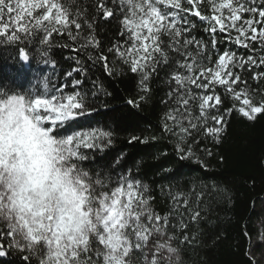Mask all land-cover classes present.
<instances>
[{
	"label": "snow or ice",
	"instance_id": "6c2138e0",
	"mask_svg": "<svg viewBox=\"0 0 264 264\" xmlns=\"http://www.w3.org/2000/svg\"><path fill=\"white\" fill-rule=\"evenodd\" d=\"M58 49L70 53L62 72ZM0 65L33 69L26 83L0 72V259L190 264L202 223L232 194L216 183L153 187L139 162L109 156L105 79L134 81V109L162 92L158 131L129 144L164 140L209 170L233 115H264V0H0ZM259 205L255 238L241 230L247 264H264Z\"/></svg>",
	"mask_w": 264,
	"mask_h": 264
},
{
	"label": "trees",
	"instance_id": "16d2710c",
	"mask_svg": "<svg viewBox=\"0 0 264 264\" xmlns=\"http://www.w3.org/2000/svg\"><path fill=\"white\" fill-rule=\"evenodd\" d=\"M111 31V29H109ZM107 35V34H106ZM66 49L56 50V58L60 61L59 70L65 71L70 62L63 59L69 55ZM35 67V66H34ZM17 71L18 82L26 83L33 69H10L8 65H0V72L8 75ZM96 75L103 78L102 72ZM113 96L109 98V119L107 123L116 133L115 147L109 156L123 152L126 155L125 166L133 167L141 164L140 175L145 181L157 185H173L187 187L195 182L216 183L227 187L232 194V204L221 203L213 206L208 221L202 223V243L194 249L187 250L190 264H247L244 257V240L241 230L247 225V230L255 238L259 228L261 209L259 201L264 199V115L258 116L255 122H248L235 115L228 126L227 138L223 144L214 148V156L208 161L209 170L190 160L180 161L176 158L172 146L164 140L148 143H128L131 135L151 137L158 131L159 96L157 91L153 101L142 109H134L125 104V100L133 93L132 79H105ZM152 87L156 88L153 81ZM111 109H115L114 112ZM103 111V110H102ZM96 119L105 122V117ZM164 153H167L165 156ZM223 156V161L220 157ZM173 169L163 173V168ZM253 201H256L253 207ZM166 201L161 202L157 192V207L165 209ZM0 264H14V258L9 256L0 259Z\"/></svg>",
	"mask_w": 264,
	"mask_h": 264
}]
</instances>
